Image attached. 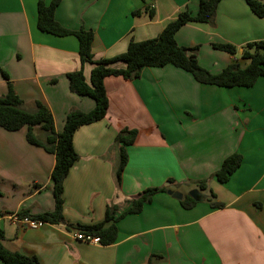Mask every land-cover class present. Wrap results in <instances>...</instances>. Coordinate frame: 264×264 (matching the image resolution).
<instances>
[{
	"label": "crops",
	"instance_id": "crops-1",
	"mask_svg": "<svg viewBox=\"0 0 264 264\" xmlns=\"http://www.w3.org/2000/svg\"><path fill=\"white\" fill-rule=\"evenodd\" d=\"M200 1L62 0L55 18L70 30L93 31L92 52L100 61L124 53L132 40L156 38L181 12L197 14ZM38 2L0 0V97L8 91L5 72L24 109L34 112L35 103H43L61 133L70 111L90 112L95 102L70 91L67 75L81 67L78 39L41 32ZM136 11L142 14L134 16ZM176 40L186 48L198 46L200 64L213 74L235 63L247 68L243 47L264 41V18L244 0H222L214 22L190 23ZM214 43L232 44L238 53L215 50ZM92 69L86 64L88 81ZM105 88L107 116L74 136L79 160L64 183L69 225L99 224L109 204L124 210L131 198L169 180V190L183 196L206 180L209 188L201 196L213 192L212 202L225 207L201 200L187 210L168 192L159 193L140 214L118 222V239L109 246L81 242L78 231L65 224L22 227L13 220L19 213L39 215L55 208L51 176L56 157L27 141V127L17 132L0 127L4 246L36 256L41 264H147L152 255L163 256L157 264H264V77L251 88H220L199 84L169 65L145 68L133 81L108 77ZM124 129H135L138 136L127 147L129 162L118 191L116 138ZM235 153L243 157L241 167L221 184L214 174Z\"/></svg>",
	"mask_w": 264,
	"mask_h": 264
},
{
	"label": "trees",
	"instance_id": "trees-1",
	"mask_svg": "<svg viewBox=\"0 0 264 264\" xmlns=\"http://www.w3.org/2000/svg\"><path fill=\"white\" fill-rule=\"evenodd\" d=\"M222 0H201L197 14L190 11L181 12L175 20L170 22L156 38L136 42L132 40L126 51L115 57L94 60L92 52L95 41V33L91 30H70L57 22L55 13L62 0H44L38 2V29L56 37L75 36L79 41V54L81 67L67 75L70 91L79 97H88L94 100L95 108L90 112L72 110L68 113L64 129L57 133L55 121L50 110L41 102L35 103V111L28 112L24 109V102L18 96L10 77L3 72L8 84L7 94L0 97V127L8 132H17L27 127V141L34 146L43 148L47 153L56 157V165L52 172V192L55 200V208L51 212L39 215H30L24 211L18 214L19 218H31L44 224H65L69 230H77L81 233L91 234L100 238L101 245L109 246L118 239L119 221L129 215L140 214L146 205L153 201L155 195L169 191V180L164 186L149 188L139 193L128 201V207L121 210L117 204H109L103 222L91 226L69 225L64 217V183L70 170L79 160V155L74 148V136L77 130L103 120L109 110V98L105 88V79L111 76L122 77L127 81H133L141 76L145 68H163L174 66L190 73L193 78L202 85L217 86L220 88L253 87L257 80L264 77V41L249 43L243 47L242 58L250 62L247 68H241L238 64H231L220 73L213 74L204 68L198 59L199 47L186 48L180 46L176 40L177 33L190 23L209 24L214 22L216 12ZM250 10L259 18H264V0H244ZM151 18H154V10H148ZM141 15V11L133 13ZM215 50L225 52L231 56L238 53L237 47L229 43H214ZM86 64L93 65L89 81L85 77ZM51 83H56L52 80ZM42 133V134H41ZM138 136L137 130L124 129L117 138L120 145L119 164L115 172V181L120 191L123 175L129 162L127 147L134 144ZM242 155L235 153L227 157L221 168L214 174V178L226 184L234 173L241 167ZM199 191L208 190L207 181L197 183ZM2 191L0 189V198ZM213 192L209 196H201L195 201L190 195L184 196L180 201L184 209L194 208L201 200L214 201ZM213 208H224L220 202H212ZM0 214L3 212L0 210ZM5 233L0 230V260L4 264H41L36 256H27L18 252H12L4 246ZM163 260V256L152 255L147 264H157Z\"/></svg>",
	"mask_w": 264,
	"mask_h": 264
},
{
	"label": "built area",
	"instance_id": "built-area-1",
	"mask_svg": "<svg viewBox=\"0 0 264 264\" xmlns=\"http://www.w3.org/2000/svg\"><path fill=\"white\" fill-rule=\"evenodd\" d=\"M13 220L17 222L18 224H20L22 227H29L31 229H39L44 224L40 221H36L28 217L19 218V217L14 216ZM75 237L77 240L84 242V243L101 245L100 238L94 237L91 234L77 232L75 234Z\"/></svg>",
	"mask_w": 264,
	"mask_h": 264
},
{
	"label": "water",
	"instance_id": "water-1",
	"mask_svg": "<svg viewBox=\"0 0 264 264\" xmlns=\"http://www.w3.org/2000/svg\"><path fill=\"white\" fill-rule=\"evenodd\" d=\"M170 185V184H168ZM168 194L171 195L173 198L177 199V200H182L184 198L183 194H181L178 191H172L169 190ZM189 195L195 200V201H199L201 199V192L197 189L192 190Z\"/></svg>",
	"mask_w": 264,
	"mask_h": 264
},
{
	"label": "rangeland",
	"instance_id": "rangeland-1",
	"mask_svg": "<svg viewBox=\"0 0 264 264\" xmlns=\"http://www.w3.org/2000/svg\"><path fill=\"white\" fill-rule=\"evenodd\" d=\"M90 251L92 250V249H89Z\"/></svg>",
	"mask_w": 264,
	"mask_h": 264
}]
</instances>
